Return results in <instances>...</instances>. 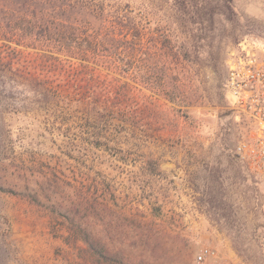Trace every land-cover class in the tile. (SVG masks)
<instances>
[{
    "label": "rangeland",
    "instance_id": "1",
    "mask_svg": "<svg viewBox=\"0 0 264 264\" xmlns=\"http://www.w3.org/2000/svg\"><path fill=\"white\" fill-rule=\"evenodd\" d=\"M129 1L147 39L173 44L125 74L102 0H0V264H93L65 241L84 230L115 264H192L198 215L231 264H264V182L236 155L249 128L226 90L230 49L264 40V0H232L195 44L162 2ZM61 13L70 36L105 39L89 60L91 44H58ZM123 100L129 121L102 111Z\"/></svg>",
    "mask_w": 264,
    "mask_h": 264
},
{
    "label": "trees",
    "instance_id": "2",
    "mask_svg": "<svg viewBox=\"0 0 264 264\" xmlns=\"http://www.w3.org/2000/svg\"><path fill=\"white\" fill-rule=\"evenodd\" d=\"M148 1L162 2L163 4H160V10L167 15L169 14L170 19L174 18V20L171 19V28H185L189 34L188 39H190L191 43L193 44H195V42L199 43L204 41V35L199 36V34L204 31L208 27V25L209 27L214 25L215 17L222 14L223 10L232 11L233 8L232 0ZM99 9V12L102 14H95L94 17L97 19H104V21H108V24H110V29L106 28L107 44H116V46H114L115 61L117 60V63L120 64V67L125 74L130 72L133 64H138L143 60V57L148 54L149 51L146 44H173L171 39L172 34L166 35V33L161 32V30H159L158 32H152L150 34V36L152 35V38L147 39L146 34H144L145 28L142 27L143 24H141V22H137V19L134 15V10L129 0H118L114 16L105 14V4L103 0L100 4ZM62 13L65 14V12ZM62 13L57 14L56 16L58 18L53 21V29L59 36L57 40L58 44H67V47L68 45L72 47L71 44H84V41L87 44H91L90 46H88L91 50H84L83 52H81V59L89 60V57L87 56L88 51L95 54L96 51H98L99 44H103V40L105 39L98 40L97 36H93L92 40H90L91 37L87 36L86 39L82 40L78 36H76V34H74V37L70 36L69 34H72L71 31L66 30L70 29L69 26H76L75 24H78V22H70L69 20L71 19H67L65 18V16H63L62 18ZM59 18L63 20H60ZM48 29L51 28L49 27ZM39 33L44 32L40 30ZM153 38L154 40H152ZM176 43L178 44L177 40ZM188 43H190L189 40L186 44ZM157 52L160 53L159 50H157ZM157 52H155L154 54L157 55ZM172 89H176V87ZM172 95H174V92H171V94H165V96L171 101L173 100ZM101 106L103 107L102 111H111L113 112V114H115L114 112H118L116 113L118 114V116L120 114L123 116V120H118L116 118H114L113 120L125 122L129 121L127 115L130 111L129 108L127 109L128 106L127 103L124 102V100L118 105H109L108 103L103 102ZM79 240H83L86 243V253L89 254V256L93 259V264H101L102 259H105L107 264H115L116 262H119L117 256H112L111 252L113 250H111V247L101 245V240H99L93 233L86 232L85 230L80 232L73 231L65 241H67V244H76Z\"/></svg>",
    "mask_w": 264,
    "mask_h": 264
},
{
    "label": "built area",
    "instance_id": "3",
    "mask_svg": "<svg viewBox=\"0 0 264 264\" xmlns=\"http://www.w3.org/2000/svg\"><path fill=\"white\" fill-rule=\"evenodd\" d=\"M226 90L232 106L243 113L248 132L235 152L249 173L264 182V40L245 37L226 59ZM195 264H225L211 246H203Z\"/></svg>",
    "mask_w": 264,
    "mask_h": 264
},
{
    "label": "crops",
    "instance_id": "4",
    "mask_svg": "<svg viewBox=\"0 0 264 264\" xmlns=\"http://www.w3.org/2000/svg\"><path fill=\"white\" fill-rule=\"evenodd\" d=\"M199 218L197 220H194L191 222V228L193 229V233L189 235L192 239L198 240V244H194V250L196 251V254L194 256V260L192 264H195V257L196 255L200 252L203 246H211L218 252V258L225 262L226 264H231V261L229 260L228 257L225 256V250L226 248L221 249L214 241L212 243L209 241L210 240V234L214 233L209 224L205 222L204 217L202 215H198ZM211 245H210V244ZM231 252H229L230 254Z\"/></svg>",
    "mask_w": 264,
    "mask_h": 264
}]
</instances>
